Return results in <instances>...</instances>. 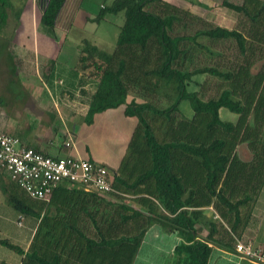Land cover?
<instances>
[{
    "label": "trees",
    "instance_id": "16d2710c",
    "mask_svg": "<svg viewBox=\"0 0 264 264\" xmlns=\"http://www.w3.org/2000/svg\"><path fill=\"white\" fill-rule=\"evenodd\" d=\"M14 1L0 0L4 47L9 18L16 28L21 14ZM64 3L47 0L41 13L40 26L53 39ZM222 5L240 16L236 28L213 25L168 0L99 5L90 22L122 14V24L112 52L87 40L78 46L74 69L95 83L83 120L91 125L96 114L123 106L124 116L137 124L109 193L61 183L48 199L37 200L11 180L27 198L10 184L2 187L18 213L16 224L22 227L23 217L35 221L26 250L0 237V246L17 254L20 264H134L155 223L182 239L173 250L175 264H208L213 245L235 250L232 235L247 224L264 186V0ZM227 42L236 59L228 66L211 64L222 57L216 46ZM12 75L15 80V69ZM200 76L215 80V96L202 98L206 83L195 80ZM191 84L197 89L189 91ZM184 100L190 119L179 111ZM222 108L237 120H221ZM240 147L249 160L239 156ZM209 208L217 220L204 216ZM197 224L209 231L205 239H199Z\"/></svg>",
    "mask_w": 264,
    "mask_h": 264
},
{
    "label": "crops",
    "instance_id": "0c3cea01",
    "mask_svg": "<svg viewBox=\"0 0 264 264\" xmlns=\"http://www.w3.org/2000/svg\"><path fill=\"white\" fill-rule=\"evenodd\" d=\"M46 1L40 0V3H43V8ZM68 1L65 0L60 13L68 5ZM71 1L76 3V0ZM81 4L82 1L79 6H76L75 17L80 12ZM20 5L21 14L19 23L14 33L11 32L10 35H6V37L12 39L11 43L17 39L18 27H22L21 33L27 39V43L29 42V38H32V33L26 30L29 18L27 14V11H29L27 6L28 1H25L24 5L21 3ZM94 15H85L83 17L85 23L90 26H98L92 22L89 23L90 18ZM75 17L74 19L69 17L67 29L74 22ZM9 21L12 23L13 19L10 17ZM56 30L55 27L56 38H58ZM41 32L38 44L32 38L31 44L22 46V49L19 50L20 54L18 53L21 70L29 77V80H21L20 78L14 53L12 52V44L8 47H1V49L5 50L0 52V109L2 110L0 114V132L18 138L22 146L36 149L48 156L91 158L96 163L104 165L111 173L114 172L120 166L127 145L136 127L137 120L133 117H125L124 107L120 106L117 109H110L96 114L93 118V123L86 125L83 119L88 111L95 90V83L83 79L81 74L75 71L74 67L78 57V49L74 53L69 50L64 51L62 45H53L52 42L55 40L48 37L43 30ZM66 33L68 34L67 31ZM23 35L20 34L18 37L20 38ZM39 65L47 66L48 71L40 74ZM14 69L16 74L15 80L12 75ZM55 72L56 74L58 72L62 73L58 74V77L63 80L66 86V89H63L66 92L64 95L63 93H54L56 87L52 83L55 81H53V78H57L55 77ZM35 73L36 77H34ZM42 79L47 80L48 85H50L51 92L48 94L46 92L44 94V89L40 87L42 83L39 84L38 80L42 81ZM16 86L18 92L14 93L13 89ZM73 91L74 95L72 96ZM64 101L66 102L65 104ZM44 116L47 117V122L42 120ZM64 134H66L64 139L59 137L61 135L64 136ZM70 138L76 148H66L63 146L65 142H69ZM120 148L123 150H119ZM242 148L238 149V153L244 159L248 157V153L243 148L246 152V155L243 154V158L242 154H240ZM244 160H249V158ZM3 179L6 182L10 181L8 175L0 170V183L3 182ZM2 185H0V237L6 238L26 250L34 229L30 235L29 228L23 230V227H19L16 224L18 213L16 212L14 215V209L6 202L5 196L2 193ZM125 197L129 199L128 196ZM125 202L136 208L130 200H126ZM203 214L206 218L218 219L217 215L214 216L211 208L205 209ZM196 228L200 229L199 239H205L209 231L201 224H197ZM226 229L229 231L228 228ZM149 234L153 235V238H151L153 240L157 239V237H166L167 242L163 241L162 244L168 245L165 247V254L160 255L161 257L169 255L168 258H175L173 250L182 241L181 237L178 233L168 231L155 223L148 229L134 263L137 257L141 255ZM221 234L226 237L228 236L223 231H221ZM232 236L235 243L250 242L255 247L264 249V186L256 198V202L252 205L247 224L238 230L235 236ZM213 248L214 252L208 264H251L248 261L241 260L234 249L223 246L217 247V245H213ZM168 250L171 254L168 253ZM2 252L0 246V257L4 255ZM150 254L156 255V252L151 249ZM0 262L20 264V257L15 259V257L9 256V262L0 258Z\"/></svg>",
    "mask_w": 264,
    "mask_h": 264
},
{
    "label": "rangeland",
    "instance_id": "374dc122",
    "mask_svg": "<svg viewBox=\"0 0 264 264\" xmlns=\"http://www.w3.org/2000/svg\"><path fill=\"white\" fill-rule=\"evenodd\" d=\"M25 1H28V10L27 14L29 15L28 17V22H27V27L26 30H28L30 33H32V38L35 39L36 44H38V42L40 41V33H42L41 31L43 30V28L40 26V22H39V16L42 13L43 10V3H40V0H15L14 2L17 4V6L19 7L20 3L22 5L25 4ZM82 4L80 6V12L78 13L77 17H75V9L76 6L81 3ZM112 0H76L75 2H70V0L67 2L68 5L61 11L58 20L56 21V31L58 34V38H55L53 40H55L53 43V45H62L64 48V51H71V52H75V50L78 49V46L80 45V42L82 40H87L90 41L92 43H94L96 46H98L100 49L106 51V52H112L114 50V46L116 43V39L119 33V27L120 24H122V14H120L118 17L114 16V15H107L105 20H103L102 22H100L98 24V26H90L89 24H86L84 21V16L85 15H90V14H96V10H99V5L102 4L103 2L106 3H110ZM171 3H175L179 8H185V9H190L192 11H194L195 13L200 14L201 16H203L204 18H206L207 21H209L211 24L216 25V26H220L222 28H226V29H234L237 27V23L239 20V15L236 14L235 12L225 8L222 5V2L224 0H197L201 6H195V5H191L189 2L185 1V0H168ZM228 1L230 3L233 4H241L243 0H225ZM21 6V5H20ZM24 7V6H23ZM69 17H72L75 20L72 24H70L68 26L67 29V25H68V21ZM91 23V22H89ZM95 25V23H94ZM97 25V24H96ZM15 27H13L12 23L9 22V27L8 29H6V32H4L3 34L5 35H10L11 32L14 33L15 31ZM18 33H17V39H15V42L11 43L10 37L9 42L6 43V47L10 46V44H12V52L14 53V57H15V62L17 64L18 67V71L20 74V78L21 80H29V77H27L21 70L20 64H19V50L22 49V46H25L27 44H31L32 42V38H29V42L27 43V39L24 38V35L21 33L22 32V27H18ZM66 31L68 32V34L66 33ZM23 35L22 37H18V35ZM224 45V47H223ZM4 45H0V52H2L5 49H1V47ZM216 49L218 51H222V57L221 58H215V60L211 61V64H217L220 66H228L231 62H233L236 59V49L233 47V45L230 42H227L226 44H222L220 46H216ZM19 53V54H18ZM39 69V73L43 74L44 72H47V66H42L39 65L38 67ZM58 74H62L61 72H58ZM58 74H56L55 72V77L57 78H53L54 83H52L54 85V87H56L54 89V93L60 94V93H66L63 89H66V86L64 85L63 80L59 79ZM83 79H85V76L82 75ZM36 77V73L35 76ZM88 80V79H87ZM195 80L199 83L200 81L203 80V82H205V86L202 88V98L207 100L210 97L215 96L216 93V87L217 84L215 82L214 79L211 78H205V76H200L198 78H195ZM91 81V80H90ZM39 84L42 83V85L40 86L41 89L43 88L44 90V94L46 92V94L51 92V88L49 87L50 85H48L47 80L45 81V79H42V81H39ZM11 87V85H10ZM197 89V85L195 84H191L189 85L188 90L189 91H193ZM14 90L16 92H18L17 86L14 88ZM76 90V89H75ZM74 95V91L72 92V96ZM66 102L64 101V104ZM62 104V103H61ZM5 112V110H3ZM179 111L181 112L182 116L185 118L190 119L192 117V110L191 107L189 105V102L184 100L180 103L179 105ZM2 113V110L0 109V114ZM219 115L221 120L223 121H235L237 119V115L230 113L228 110L222 108L219 111ZM43 121L45 120L46 122L47 117L44 116ZM64 123V122H63ZM66 134L59 136L60 138H65ZM72 138V137H71ZM70 138V139H71ZM122 146V145H120ZM72 148H76L75 144L71 145ZM119 150H123V149H119ZM240 154H245L246 152L245 150L242 148L240 150ZM248 157L250 158V155L247 154ZM244 158V156H243ZM244 158V159H247ZM3 184L1 186V188L6 184H10L11 186H13L17 193L20 194L21 196L27 198L26 194L20 190L19 188H17L15 185H13L10 181L6 182L5 179H3V182L0 183V185ZM26 195V196H25ZM14 215L16 214V211L13 210ZM23 230H26L29 228V232L30 235L32 233L33 230V226H34V219L30 218V217H23ZM153 238V235L148 236L145 246L143 248V251L141 253V255L139 257H137L136 262L134 264H175V258L171 259V257L168 258L169 255H167L166 257H161L160 254H165L164 250L166 245L162 244L163 241H166V237H160L155 240L151 239ZM175 239V238H174ZM167 242V241H166ZM160 244H162V248L160 246ZM173 245V244H172ZM2 249V253L4 254L3 258L4 260L9 262V256L19 258V256L17 254H15L14 252L3 248L1 246ZM151 249H153L156 252L155 254H150L151 253ZM162 250V251H161ZM168 253H170V251L168 250ZM159 257V260H158Z\"/></svg>",
    "mask_w": 264,
    "mask_h": 264
},
{
    "label": "built area",
    "instance_id": "2783aa9c",
    "mask_svg": "<svg viewBox=\"0 0 264 264\" xmlns=\"http://www.w3.org/2000/svg\"><path fill=\"white\" fill-rule=\"evenodd\" d=\"M72 139L63 145L72 148ZM0 170L33 199H48L58 184L68 183L85 191L106 194L112 191V173L79 156L52 157L21 145L18 138L0 132ZM23 218H20L22 221ZM21 226V224H18ZM235 253L251 264H264V249L250 242H238Z\"/></svg>",
    "mask_w": 264,
    "mask_h": 264
}]
</instances>
